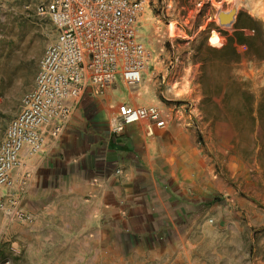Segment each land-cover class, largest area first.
<instances>
[{"label":"rangeland","instance_id":"374dc122","mask_svg":"<svg viewBox=\"0 0 264 264\" xmlns=\"http://www.w3.org/2000/svg\"><path fill=\"white\" fill-rule=\"evenodd\" d=\"M143 1L136 29L146 50L140 81L129 86L116 77L98 97L99 108L106 122L126 98L161 111L169 140L155 173L185 204L175 231H169L167 257L156 261L155 252H135L130 239L126 251L111 252L110 259L264 264V57L253 58L243 46L234 52L224 42L237 12L257 21L264 35V0ZM33 5L0 0V140L55 35ZM21 224L0 214V264L31 258L22 248L14 250V242L24 244Z\"/></svg>","mask_w":264,"mask_h":264},{"label":"crops","instance_id":"0c3cea01","mask_svg":"<svg viewBox=\"0 0 264 264\" xmlns=\"http://www.w3.org/2000/svg\"><path fill=\"white\" fill-rule=\"evenodd\" d=\"M98 97L79 99L57 137H45L39 153L21 151L10 174L8 192L31 217L19 220L24 244L14 242V250L30 253L24 264H144L110 259L111 252H125L130 239L135 252H155L156 261L168 255L169 231L185 204L155 173L168 135L164 127L146 135L137 124L111 132ZM119 103L147 105L129 98Z\"/></svg>","mask_w":264,"mask_h":264},{"label":"built area","instance_id":"2783aa9c","mask_svg":"<svg viewBox=\"0 0 264 264\" xmlns=\"http://www.w3.org/2000/svg\"><path fill=\"white\" fill-rule=\"evenodd\" d=\"M33 1V11L48 18L55 35L0 140V213L25 222L30 215L21 209L19 196L8 192L21 151L39 153L45 137H57L79 99L100 96L116 77L125 85L137 84L146 64V50L136 40L143 0ZM133 124L152 135L166 121L155 105L118 103L108 118L110 131ZM23 184L21 179L18 191Z\"/></svg>","mask_w":264,"mask_h":264},{"label":"trees","instance_id":"16d2710c","mask_svg":"<svg viewBox=\"0 0 264 264\" xmlns=\"http://www.w3.org/2000/svg\"><path fill=\"white\" fill-rule=\"evenodd\" d=\"M232 33H224V42L230 43L235 52L236 47L243 46L253 58L261 59L264 57V35L262 30L257 23L248 15L237 12L234 15V21L232 23ZM247 31L248 34H244ZM261 99L257 104L256 112L258 113L261 110ZM198 142H200L199 134L196 135Z\"/></svg>","mask_w":264,"mask_h":264}]
</instances>
